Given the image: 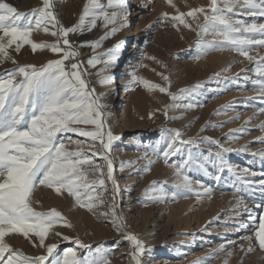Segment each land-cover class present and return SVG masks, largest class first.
<instances>
[{"label": "rangeland", "instance_id": "1", "mask_svg": "<svg viewBox=\"0 0 264 264\" xmlns=\"http://www.w3.org/2000/svg\"><path fill=\"white\" fill-rule=\"evenodd\" d=\"M5 0L19 11L30 12L42 6V0ZM106 2V0H105ZM210 0H172L171 7L166 0H136L130 5L134 16L126 20H118L115 25L104 27L103 21H97L96 27L84 34H72L68 39L79 52L78 60L83 61V79L94 89V95L100 97V103L105 105L102 112L106 114V128L121 139L114 141L109 156L113 162V176L119 187L115 195L111 181L107 180V166L100 161L104 172L107 191H99L103 205L92 211L76 204L73 197L57 195L53 190L38 186L32 197L36 211L47 212L56 209L68 221L71 227L62 223L54 227L45 244H57L54 255H62L68 248H76L75 240L91 245V252L78 249L77 255H98L99 247L104 251L110 264H135L131 259L132 247L124 235L114 227L111 215H100L110 212L115 206L118 216L123 218L126 231L136 235L145 245L141 256L142 264H264V251L259 249L256 242L255 230L258 229L260 218L264 217V194L259 191L244 194V204L236 208L234 195L235 177L225 169L218 173L209 155H216L221 149H230L224 153V159L236 172L249 170L246 179L260 181L264 179V97H260L254 81L259 79L254 71L255 61H248L235 51H209L201 56L197 41L199 29L192 23V30L171 19L179 12L187 13L193 8H208ZM87 0H53L55 12L60 25L65 28L78 23L83 6ZM127 5L125 11L128 14ZM111 11V9H109ZM167 14V17H165ZM246 22L264 23V17H237ZM135 20V22H134ZM205 21L199 17V23ZM121 24H126L121 28ZM112 27L117 28L115 35L103 41L102 46L95 51L82 43H93L99 40ZM137 28L138 35L135 34ZM135 34V35H134ZM256 38H259L258 34ZM34 42L56 43L57 38L34 31ZM204 41H221L212 35L203 37ZM127 41V42H126ZM120 45L116 54L122 56L120 66L115 63L107 71L103 64L95 68L87 65V60L94 55H102L108 49ZM10 55L17 63L0 62V75L12 72L20 66L34 65L40 68L49 61L60 59L49 50L33 53L30 46L25 45L19 54L10 50ZM250 55L259 59L264 57V48L255 49ZM154 57L155 59H149ZM73 60L65 61L70 66ZM102 76L115 80L120 91L124 110L112 114L109 105L113 99L109 93V83H99ZM163 74L169 77V91L178 95L181 90L192 89L202 85L195 91L180 96L176 101L159 91H147L140 83L134 82L133 77L144 79L153 84L167 87L168 82L162 79ZM114 76V77H113ZM20 79V77H17ZM111 94V95H110ZM173 103L178 105L192 104L191 109L185 107L165 108ZM228 105H232L228 108ZM125 112L131 122L125 128L119 118ZM182 117V118H178ZM250 121V123H246ZM79 127L91 130L92 126ZM206 129V130H203ZM239 129H247L241 134ZM172 130L182 133L184 140L202 141L210 138L219 144L200 143L199 146L185 145L181 154L172 156L165 164L163 157L153 155L156 145L163 147L165 134ZM234 133L236 138L230 137ZM69 151L76 150L74 140H84L83 151L101 152L99 142L95 148H89L92 143L84 137L67 133L62 137ZM70 138V139H69ZM201 154L206 170L193 168L187 172L192 181L194 191L188 192L177 189L175 168L170 165L182 163L187 157V149ZM152 161L151 170L145 171V166ZM129 164L132 166L129 167ZM123 168V170H121ZM91 172V169L85 168ZM257 173L252 176L251 173ZM219 174V181L213 179ZM98 175H89L88 180L98 179ZM153 182L163 185L168 196L163 202H153L145 198V191L150 189ZM210 188L211 196L204 193L203 188ZM258 187V184H257ZM179 192L173 199L172 194ZM95 195V194H94ZM87 203V200H84ZM118 224L119 221H116ZM236 229H239L237 231ZM69 237L66 241L55 233ZM195 241V243H194ZM8 242L28 256L45 254V249L33 247L29 240L19 236L8 238ZM221 246L225 251L221 252ZM252 247L249 253L247 249ZM165 248L166 252L158 256V250ZM228 253H231L229 256ZM208 258V259H206Z\"/></svg>", "mask_w": 264, "mask_h": 264}, {"label": "snow or ice", "instance_id": "2", "mask_svg": "<svg viewBox=\"0 0 264 264\" xmlns=\"http://www.w3.org/2000/svg\"><path fill=\"white\" fill-rule=\"evenodd\" d=\"M166 2L175 8L172 0ZM126 0H87L83 6L78 23L65 28L53 11V0H42V6L30 12L19 11L13 5L0 0V62L11 61L17 63L10 55V50L17 54L27 45L33 53L44 50L59 55L60 59L49 61L46 65L37 68L34 65L20 66L12 72L0 75V264H110L107 254L98 247V255H77L78 249H87L91 252V245L75 240L76 248H68L62 255H54L57 252V244H45L50 231L58 224L71 227L68 221L56 209L47 212L36 211L32 197L38 186L53 190L57 195L65 193L73 197L76 204L92 211L93 208L103 205L100 199V191H107L104 187L105 179L100 161L107 166V180L111 181L115 195L119 194V187L113 176V162L109 156L114 141L121 139L114 135L111 129L106 128V114L102 112L105 105L100 103V97L95 96L94 89L89 85L82 72L83 61L77 58L79 52L76 46L68 39L72 34H84L96 27L97 21L102 20L104 27L115 25L118 20H126ZM111 9V11H109ZM203 16L204 23H199V17ZM246 15L250 17H264V0H210L208 8H193L187 13L179 12L171 17L185 28L192 30V23L199 29L197 35L201 37L197 41V47L201 56L209 51L229 50L235 51L248 61H255L254 71L259 77L254 83L260 97H264V57L257 59L250 55L255 49L264 48V23L246 22L237 17ZM167 17V14H165ZM191 18L192 23L187 21ZM126 24H121V28ZM34 31H43L47 35L57 38L56 43H38L32 39ZM117 32L116 27L105 33L99 40L93 43H82L81 46L91 47L94 51L102 46L104 40L109 39ZM259 38H256V36ZM212 35L216 40L207 42L204 36ZM120 45L108 49L102 55H94L87 60L89 67L95 68L103 64L107 71L116 61V54ZM149 59H155L150 57ZM73 60L70 66L65 61ZM101 75L99 83L105 85L112 82V78ZM162 79L168 82L167 87L153 84L142 78L133 77V81L140 83L149 91H159L176 101L180 96L195 91L202 85H195L192 89L181 90L178 95L172 94L169 77L160 74ZM20 77V79H17ZM185 107L191 109L192 104L178 105L173 103L165 108L167 116L168 108ZM231 108L232 105H228ZM264 114V109H261ZM182 118V117H178ZM246 123H250L247 121ZM91 125V130L79 127ZM206 130V129H203ZM264 131V124L260 126ZM241 134L247 129L237 130ZM67 133H73L84 137L92 143L89 148H95L99 142L101 152L83 151L84 140H74L76 150L69 151L65 140L62 138ZM230 137L236 138L234 133ZM70 139V138H69ZM219 144L210 138L197 141L184 140L182 133L172 130L165 134L163 147L158 144L153 148V155L158 159L161 156L165 164L169 163L172 156L182 153L185 145L199 146L200 143ZM260 142L264 143V139ZM230 149H221L214 157L209 155L218 173L227 169L235 177L234 195L236 196V208L244 204V194L259 191L264 194V179L260 181L246 179L248 169L238 173L224 159V153ZM264 155V153H261ZM201 154L187 149V157L182 163L170 165L175 168L177 189L188 192L194 191L192 181L187 175L194 167L206 170ZM152 161L145 166V171L151 170ZM132 165L129 164V167ZM91 169V172L84 169ZM123 170V168L121 169ZM89 175H98L96 180H88ZM252 176L257 173L252 172ZM264 176V173H261ZM213 179L219 181L221 176L215 175ZM258 184V187H257ZM205 194L211 196V189L204 188ZM95 194V195H94ZM145 198L153 202H163L168 196L163 185L157 186L153 182L150 189L145 191ZM179 192L173 193V199ZM87 200V203L84 200ZM264 206V205H258ZM100 215H111L116 231L124 235L132 247L131 259L135 264H142L141 256L145 252V245L134 234L126 231L123 218L118 216L115 206L110 212ZM116 221H119L117 224ZM239 231V229H236ZM68 241L69 237L55 233ZM19 236L29 240L33 247L45 249V254L28 256L22 250L14 248L8 238ZM256 242L259 249L264 251V217L260 218L258 229L255 230ZM250 246L247 251H252ZM221 252L225 251L221 246ZM230 256L231 253H228ZM208 259V258H206ZM196 264H203L197 261ZM224 264H228L225 260Z\"/></svg>", "mask_w": 264, "mask_h": 264}, {"label": "bare ground", "instance_id": "3", "mask_svg": "<svg viewBox=\"0 0 264 264\" xmlns=\"http://www.w3.org/2000/svg\"><path fill=\"white\" fill-rule=\"evenodd\" d=\"M38 1H39V0H37L36 2H38ZM135 1H136V0H126V6L129 5L127 11H130V12L127 14L126 17H132V16H134L132 10H130V9H131V8H130V5L133 4V3H135ZM125 12H126V11H125ZM134 22H135V20H134ZM135 34L138 35V33H137V28H136V30H135ZM135 34H134V35H135ZM126 42H127V41H126ZM122 59H123L122 56H120V57L117 59L116 64H115V68H118V67L120 66V62H121ZM113 77H114V76H113ZM108 89H109V91H110L109 93L112 94V95H111V94H110V95H111V97H112V99H113V101H112V103L109 105V107H112V108H113V110H112L111 113L114 115V114L119 113L120 111H123V110H124L123 104H120L121 96H122V95L120 94V91L118 90V85L116 84L115 80H114L113 82H110V83H109ZM119 122H121L122 125H123L125 128H129V127H130V124H131V122L129 121V119H128V117H127V115H126L125 112H122V113H121V116H120V118H119ZM194 243H195V241H194ZM158 252H159V253H158V256H159V255H162L163 253L166 252V249H165V248H161V249L158 250Z\"/></svg>", "mask_w": 264, "mask_h": 264}]
</instances>
